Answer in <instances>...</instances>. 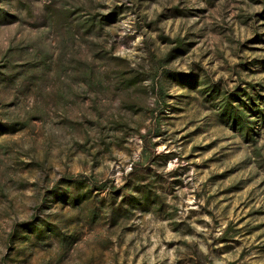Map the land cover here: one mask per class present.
<instances>
[{"label":"rangeland","instance_id":"1","mask_svg":"<svg viewBox=\"0 0 264 264\" xmlns=\"http://www.w3.org/2000/svg\"><path fill=\"white\" fill-rule=\"evenodd\" d=\"M0 264H264V0H0Z\"/></svg>","mask_w":264,"mask_h":264}]
</instances>
